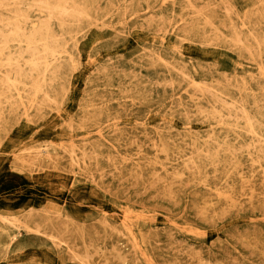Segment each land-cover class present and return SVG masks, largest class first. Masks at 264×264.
I'll use <instances>...</instances> for the list:
<instances>
[{
    "label": "rangeland",
    "instance_id": "obj_1",
    "mask_svg": "<svg viewBox=\"0 0 264 264\" xmlns=\"http://www.w3.org/2000/svg\"><path fill=\"white\" fill-rule=\"evenodd\" d=\"M106 263L264 264V0H0V264Z\"/></svg>",
    "mask_w": 264,
    "mask_h": 264
},
{
    "label": "bare ground",
    "instance_id": "obj_2",
    "mask_svg": "<svg viewBox=\"0 0 264 264\" xmlns=\"http://www.w3.org/2000/svg\"><path fill=\"white\" fill-rule=\"evenodd\" d=\"M35 26V25H34ZM35 28V27H34ZM8 41V40H7ZM260 47V46H259ZM250 53V52H249ZM258 58V57H257ZM56 61V60H55ZM9 78V77H8ZM9 83H12V82H9ZM195 84V83H194ZM47 97V96H46ZM230 107L232 106V105H229ZM222 115V114H221ZM148 119V118H147ZM146 119V120H147ZM247 119V118H246ZM252 125V124H251ZM251 132L253 133L254 132V129H252L251 128ZM109 143V142H108ZM156 143V142H155ZM52 145V144H51ZM53 146V145H52ZM46 147V146H45ZM251 147V146H250ZM255 147V146H254ZM47 149V148H46ZM43 150V149H42ZM255 150V149H254ZM44 151V150H43ZM48 151V150H47ZM65 152V151H64ZM74 155V154H73ZM192 155V154H191ZM73 159V158H72ZM35 161V160H34ZM73 162V161H72ZM193 166V165H192ZM72 167H73V165H72ZM187 168V167H186ZM158 177V176H157ZM154 179V178H153ZM162 182H164V181H162ZM158 183V182H157ZM162 197V196H161ZM172 198V197H171ZM3 222V221H2ZM7 222V221H6ZM12 227H14V226H12ZM68 229V228H67ZM39 231V230H38ZM119 235V234H118ZM21 236V235H20ZM52 237V236H51ZM51 240V239H50ZM55 246V245H54ZM59 247V246H58ZM115 249V248H114ZM87 252V251H86ZM87 255V254H86ZM120 255V254H119ZM76 256V255H75ZM80 256V255H79ZM97 256V255H96ZM94 257V256H93ZM75 258V257H74ZM77 258V257H76ZM88 258H90V257H88ZM88 258L86 257V259L88 260ZM78 259H79V257H78ZM81 259V258H80ZM92 259V258H91ZM83 260V259H82ZM122 260V259H121ZM78 261V260H77ZM74 262V261H73ZM84 262V261H83ZM107 264V263H106ZM202 264V263H201Z\"/></svg>",
    "mask_w": 264,
    "mask_h": 264
}]
</instances>
